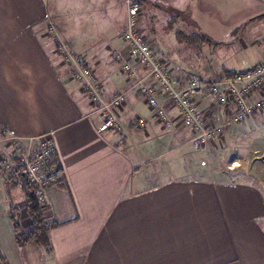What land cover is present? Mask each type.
I'll list each match as a JSON object with an SVG mask.
<instances>
[{"label": "crops", "instance_id": "obj_1", "mask_svg": "<svg viewBox=\"0 0 264 264\" xmlns=\"http://www.w3.org/2000/svg\"><path fill=\"white\" fill-rule=\"evenodd\" d=\"M193 1L187 0L186 11L194 13ZM48 18L43 0H0V153L16 168L21 155L35 150L36 137L47 135L53 147L51 161L59 165L61 178V183L49 179L42 209L44 220L54 224L48 230V247L19 246L9 218L10 203L18 209L23 227L30 220L20 185L4 184L15 168L4 171L0 164V264L3 260L7 264H264V190L250 179L264 182L261 165L252 164L256 172L244 182L226 178L239 166H227L211 176L208 168H202L204 161L196 165L200 161L196 159L216 140L194 147L167 95L157 97L175 121L170 127L156 119L118 60L100 65L98 56L84 53L104 98L126 95L124 104L114 109L123 130L99 131V112L81 82L72 77V65L58 52L60 39L49 34ZM249 21L230 31V40L204 45L197 60L201 66L192 70L181 53H173L168 62L172 77L178 84H185L192 74L213 81L263 60L264 35L257 31L255 36L254 31L263 30L264 23H252L243 35ZM55 28L64 41L80 44L76 37L81 35L72 25ZM109 43L118 49L121 44L118 39ZM210 45L232 47L222 58L220 47ZM136 64H132L135 70ZM137 76L147 78L145 71ZM196 104L215 125H222L216 120L228 119L206 93L196 98ZM263 113L264 109L250 119ZM138 117L146 120L144 128L135 125ZM246 137L262 140L264 131ZM249 153L264 160V152Z\"/></svg>", "mask_w": 264, "mask_h": 264}, {"label": "rangeland", "instance_id": "obj_2", "mask_svg": "<svg viewBox=\"0 0 264 264\" xmlns=\"http://www.w3.org/2000/svg\"><path fill=\"white\" fill-rule=\"evenodd\" d=\"M138 1L142 7L139 15V29L148 39L147 42L151 44L154 55L159 59H166V62L170 63L169 58H171L173 53H181L186 65L191 70L196 66H201L197 60L201 56L200 49L203 46H199L198 43L191 45L182 41L180 42L178 41L180 36H196L199 34L198 31L201 30L207 36L209 35L213 38L212 40L215 39L214 41L230 40V31L237 29L242 22L249 21L256 15L264 14V0H194V13L184 9L188 3L187 0ZM43 2L46 14L49 17L46 22H50L48 32L50 28H53L56 34L50 32L49 34L54 36V39H57V37L58 40L60 39L57 48L64 46L66 50L61 52L58 49L61 56L66 59L67 55L70 54L74 58L77 57L84 60V53H87V55L98 56L100 65H104L108 61L111 63L117 62L115 56L117 46H114V43H109V41L118 39V42H120V32L126 18L125 0H43ZM171 18H173L172 23H168V20ZM259 22L264 23V19L256 18L247 22L245 24L246 31L243 35L252 23L257 24ZM64 24L70 27L72 25L74 32L81 35V38L76 37V41L81 40V42H78L80 44L74 46L76 42L70 44L59 37L60 33L57 32L55 27ZM107 26H110L113 30L107 29L104 31ZM254 32L264 35V28L263 30L257 29ZM257 33L255 36H257ZM157 37L160 39L156 42L157 44H161V48H158V45L154 42ZM107 39L108 42H106ZM213 46H211V49L220 47L222 58L225 57L226 52L232 47L229 45L224 46L225 48L221 45L217 47ZM164 53H166L165 56ZM203 56L209 58L207 55ZM86 62L89 64V61ZM201 63L202 65L205 64L203 61ZM246 63L244 61L241 65H245ZM136 71L139 75H144V70L140 65H138ZM127 78L129 77L127 76ZM218 108L221 109L220 106ZM250 118L248 117L239 123L231 122L229 116L224 121L216 120V123H222V133L216 139L215 145L205 150L209 152L204 153L202 151L203 158L202 156L197 158L196 161H200L196 165H200L201 161H204L202 168H208V173L215 177L218 176V171H221L222 168L239 166L238 168L234 167L226 175V178L232 180L233 178H241L242 182H244L245 178L247 179L252 173L256 172V167L252 166V164H260L262 166L264 165V160L257 159L255 158L256 156L253 157L254 153H249V151L257 152V154L264 152V146H262L264 139H253L250 141L251 138H247L246 136L249 132L255 133L256 136L262 134L264 131V113L255 115L253 120ZM185 129L188 130V128ZM245 130L246 135H242V132ZM219 139H223V141H219ZM219 142L221 144V146L219 144L220 147L217 144ZM234 161L238 165H235L237 163L234 164ZM261 166L259 168L262 169L261 172L264 174V166ZM2 174L5 175L4 173ZM254 178L253 176L250 178L252 184L264 190V182L257 180V185Z\"/></svg>", "mask_w": 264, "mask_h": 264}, {"label": "built area", "instance_id": "obj_3", "mask_svg": "<svg viewBox=\"0 0 264 264\" xmlns=\"http://www.w3.org/2000/svg\"><path fill=\"white\" fill-rule=\"evenodd\" d=\"M125 4L126 24L120 34L123 47L115 51V56L122 71L133 79L140 95L148 107L154 110L156 119L162 125L170 127L175 121L159 104L158 93L167 95L176 107L180 124L188 128L192 135V145L196 148L216 140L222 132V127L212 123L207 114L197 107L198 96L208 94L225 113L229 112L228 116L233 123H239L264 109V59L230 75L221 74L213 81H206L192 74L185 84H178L172 77L170 64L154 55L148 39L139 29L141 4L138 0H125ZM49 32L56 34L53 28H50ZM58 49L61 52L66 51L64 46H59ZM66 60L72 65V77L81 82L91 105L99 112V131L121 132L123 124L114 109L124 104L125 93L119 92L110 99H105L102 86L86 62L70 54ZM133 63L143 68L147 73L146 79L137 76ZM135 125L144 128L146 120L138 117ZM36 139L35 150L21 155L18 163L32 185L35 203L43 209L47 203L49 179L59 169V165L51 161L53 147L47 135H39ZM0 164L4 171L15 168L5 153H0Z\"/></svg>", "mask_w": 264, "mask_h": 264}, {"label": "trees", "instance_id": "obj_4", "mask_svg": "<svg viewBox=\"0 0 264 264\" xmlns=\"http://www.w3.org/2000/svg\"><path fill=\"white\" fill-rule=\"evenodd\" d=\"M178 15L180 16L179 13ZM256 18L263 20L264 14L256 15L253 18H251V20L256 19ZM172 19L173 18L169 19L168 23H172L173 21ZM157 40L159 39L157 38L154 42L157 43L156 42ZM178 41L180 42L182 41V42H185L191 45L198 43L199 46L201 47L207 44L222 43V42H215L212 39L208 38V36L202 33H199L196 36L183 35L179 37ZM120 42L121 44L119 46V49L123 47L121 38H120ZM149 45L151 46V44ZM230 74H232V72H227V75H230ZM228 115H229V112H228ZM221 133L217 136V138L221 135ZM22 169H23L22 166H20V164L17 163L15 171L11 172V174H9L8 177L4 180V184L9 183L10 188L20 185V188L22 190L23 197H24V208L26 211V215L30 220L29 226L23 227L19 213L17 212L18 209L16 208L15 205L10 203L9 218H10V221L13 227L15 241L19 246H24L26 244L31 243L37 246L48 247L49 245L48 230H49V227L54 224L52 223L48 224L44 220L42 208L39 207L34 201V197L32 194V185L29 182H26L23 176L21 175V173H23ZM59 169L53 174V176L50 177L51 183H61ZM3 264H7V263L3 260Z\"/></svg>", "mask_w": 264, "mask_h": 264}, {"label": "water", "instance_id": "obj_5", "mask_svg": "<svg viewBox=\"0 0 264 264\" xmlns=\"http://www.w3.org/2000/svg\"><path fill=\"white\" fill-rule=\"evenodd\" d=\"M21 175L23 176V178L25 179V181L28 182V179H27L26 174L23 172V173H21Z\"/></svg>", "mask_w": 264, "mask_h": 264}]
</instances>
